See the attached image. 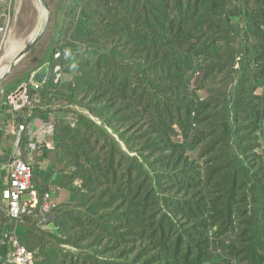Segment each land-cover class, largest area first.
Masks as SVG:
<instances>
[{
    "label": "trees",
    "instance_id": "trees-1",
    "mask_svg": "<svg viewBox=\"0 0 264 264\" xmlns=\"http://www.w3.org/2000/svg\"><path fill=\"white\" fill-rule=\"evenodd\" d=\"M53 19L0 113L25 84L16 128L53 125L33 189L66 196L46 222L0 209V264L14 229L37 264H264V0H58Z\"/></svg>",
    "mask_w": 264,
    "mask_h": 264
},
{
    "label": "built area",
    "instance_id": "built-area-1",
    "mask_svg": "<svg viewBox=\"0 0 264 264\" xmlns=\"http://www.w3.org/2000/svg\"><path fill=\"white\" fill-rule=\"evenodd\" d=\"M11 11L12 0H0V44L5 40V36L7 35V32L9 30ZM58 56L59 53L56 54V57ZM61 71V66L57 65L54 69V72L56 73V81L60 79ZM37 72L39 71L33 73L30 80V83L36 89L40 88L39 82L35 79ZM18 97H20L22 100L21 105H17ZM35 100L38 101L37 96L35 97ZM9 102L15 109L29 107L30 109H28V112L26 111L25 118H27L29 113H31L33 101L30 99L26 85L24 86V90L20 92V94L13 93L9 98ZM46 128H48L46 129V133L52 136L53 125L47 124ZM36 131L34 129H31L28 123L22 122L18 124L13 151L9 164L7 166L6 188L2 191L1 196L2 201H4V203L6 204L5 212L11 218L19 219L24 214L31 213L33 209L37 207V205L41 204V221L46 222L49 220V215L51 214L53 209L57 206V202L50 192H46L44 197L42 198V202L39 203L40 199L38 192L33 189V171L32 164L29 158L37 148V143L34 139L39 133H36ZM24 134H27L29 138V143L27 144V151L29 153L27 157L21 144V139ZM48 225L49 224H44L43 227L48 228ZM7 239L10 244L11 250L9 252L6 264H37L35 261L34 252L21 244L15 233V229L10 235H8Z\"/></svg>",
    "mask_w": 264,
    "mask_h": 264
},
{
    "label": "rangeland",
    "instance_id": "rangeland-1",
    "mask_svg": "<svg viewBox=\"0 0 264 264\" xmlns=\"http://www.w3.org/2000/svg\"><path fill=\"white\" fill-rule=\"evenodd\" d=\"M46 1L50 5V13H51V20L47 26V30L44 32L40 41L25 55V57L20 62H18L12 73L8 76V78L2 84H0V102L2 101L1 98H3V96L5 95L4 88L6 84L16 80L17 77L23 75L26 71H29L35 66H38L40 63L46 62L51 44L55 42L58 36L59 30L58 27L54 24V19H53L58 0H46ZM39 11L40 10L37 8L35 0H12V11H11V21L9 24V30L7 32V35L5 36V40L0 44V63H1L0 66L2 67L6 66L7 70L1 75L0 79L8 71L11 62L13 61L17 53L21 50L23 45H26L32 39V37L35 34H37L36 32H38L39 29H41V27H43L46 24V19L42 17ZM12 47L14 49L16 48V52H15L16 54L13 57L9 53ZM3 57L6 58L1 62V59ZM60 79L66 81L70 79V76L67 74H63L61 75ZM13 93H16V91L9 93L8 98H10V96ZM200 94L201 96H205V91H200ZM73 108L88 114L86 110H83L80 107L76 106ZM50 115L54 117L64 116L63 113L60 111L47 113V116ZM68 117L71 118L72 115L70 114L68 115ZM3 119L4 118L0 116V121H2ZM39 119L43 120L44 124L43 122H38L37 123L38 126H36L34 129L35 131L37 130L36 133L39 134L34 139L37 143V148L35 152L32 154V156L29 158L32 165H34L37 160L42 159V154L46 148H48L49 149L48 151H50L51 148L53 147L51 135L46 133V129H48L46 128L48 123L45 122V116L40 117ZM14 142L15 139L13 140V144H12L13 146H14ZM262 144L264 146V137L262 138ZM51 158H49V160L52 163L53 160ZM50 161H48L47 157L43 159L42 160L43 167H46L48 165V162ZM5 169H7V167ZM52 196L58 204L60 201H62L65 198L66 193L64 190H60L59 193L52 194ZM0 209L3 211L6 210V204L4 203V201H2L1 197H0ZM47 227L52 229L53 224H49Z\"/></svg>",
    "mask_w": 264,
    "mask_h": 264
},
{
    "label": "crops",
    "instance_id": "crops-1",
    "mask_svg": "<svg viewBox=\"0 0 264 264\" xmlns=\"http://www.w3.org/2000/svg\"><path fill=\"white\" fill-rule=\"evenodd\" d=\"M18 104H22V100L20 97L17 99ZM9 107L3 112L0 113V116H2L4 119L0 121V129L3 131V136L0 138V169H5L10 161L11 154L13 151V140L12 138L13 134H17V128L15 122H19L20 116L25 118L26 111L24 110V107L21 109H15L9 102ZM8 117V118H7ZM24 121H20L22 123ZM38 122H43V120L36 118L32 123H29L31 129H35L36 126H38ZM6 124V125H5ZM44 124V122H43ZM5 166V167H4ZM1 175V174H0ZM4 180V187L0 188V197L2 199L1 193L6 188V178H7V169L5 175H3Z\"/></svg>",
    "mask_w": 264,
    "mask_h": 264
},
{
    "label": "water",
    "instance_id": "water-1",
    "mask_svg": "<svg viewBox=\"0 0 264 264\" xmlns=\"http://www.w3.org/2000/svg\"><path fill=\"white\" fill-rule=\"evenodd\" d=\"M43 2H44L45 6L49 12V14H48L49 16L46 19V24L43 27H41V29H39L37 34H35L32 37V39L17 53V55L14 57L13 61L11 62L8 71L0 79V84H2L8 78V76L12 73L15 66L18 64V62H20L25 57V55L40 41L44 32L47 30V26L51 20L50 5L48 4V2L46 0H44ZM45 77H46V73H40V72H37L36 76H35L36 80H38L39 82H43ZM24 86H25V84H23L21 87H19L16 90V93L20 94V92H22L24 90Z\"/></svg>",
    "mask_w": 264,
    "mask_h": 264
},
{
    "label": "bare ground",
    "instance_id": "bare-ground-1",
    "mask_svg": "<svg viewBox=\"0 0 264 264\" xmlns=\"http://www.w3.org/2000/svg\"><path fill=\"white\" fill-rule=\"evenodd\" d=\"M35 2H36V6H37V8L40 10L39 12L41 13V15H42V17L43 18H45V19H47L48 18V14H49V12H48V9L46 8V6H45V4H44V2H43V0H35ZM35 30V29H34ZM36 31V30H35ZM37 33V32H36ZM34 35V34H33ZM30 39V38H29ZM29 39H26V40H29ZM25 40V41H26ZM14 41H16V40H14ZM18 41V40H17ZM18 43V42H17ZM25 43V42H24ZM23 43V44H24ZM17 45V44H16ZM15 45V46H16ZM25 45H23V47H24ZM17 47V46H16ZM20 47V46H19ZM22 47V48H23ZM21 48V47H20ZM21 48V49H22ZM16 52V48L14 49L13 47L11 48V50L9 51V53L12 55V57L13 56H15V53ZM8 57V56H7ZM6 58V57H5ZM4 57L1 59V62L5 59ZM0 65H1V63H0ZM7 70V68H6V66H4V67H2V66H0V77H1V75L5 72Z\"/></svg>",
    "mask_w": 264,
    "mask_h": 264
}]
</instances>
